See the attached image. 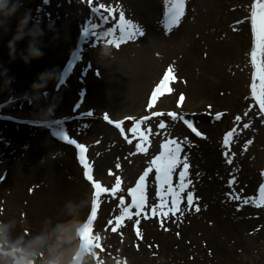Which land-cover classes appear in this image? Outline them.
Returning <instances> with one entry per match:
<instances>
[{
	"label": "rangeland",
	"instance_id": "1",
	"mask_svg": "<svg viewBox=\"0 0 264 264\" xmlns=\"http://www.w3.org/2000/svg\"><path fill=\"white\" fill-rule=\"evenodd\" d=\"M193 1L185 0L184 14L180 22L169 27L165 2L157 0V5L161 6L154 18L164 36L183 30ZM222 1L225 9L220 13L224 12L225 15L221 14L219 19L206 21V26L212 30L207 31L211 38L206 41L207 48L204 47V50L208 55L212 48L215 52H226L229 56L237 57L224 66L226 90L222 99L226 97L231 101V112L223 121L217 119L214 112L217 113L218 108H214V119L211 118V121L217 122L218 129L213 138L210 139L209 134L196 137L190 132L195 140H189L183 138L180 128H184L183 119L187 118L194 123L190 113L200 110L201 106L197 107L193 101H188L185 107H181L182 103L178 99L180 106L177 105L176 109L173 105L170 108L157 109L165 95L157 93L156 89L148 92L147 88L138 109L98 104L88 97L85 100L88 90L86 77L91 74L85 68L86 65L94 64L88 57L91 58L92 50L102 46L93 43L110 44V47L118 49L117 44L121 41L118 27L120 14L123 13L125 20L136 25L137 7L131 5V0H23L17 15L21 17L25 11L31 15V10L36 11L28 27L38 23L44 35L46 33L41 38L46 41L56 30L60 31L56 34H70V44L55 67H52L55 78L49 80L38 92L31 87L34 82L29 80L33 78H28L30 69L22 66L21 73L14 72L10 66L5 67L7 61L0 57V220L14 222L15 226L11 230L13 237L21 232L26 233L29 229L34 234L45 218L53 214L66 218V203L76 200L73 203L77 206L80 204L74 198L75 194L67 202L64 199L71 190L74 193L76 189L83 190L85 203L88 195L91 204L92 196L96 192L95 182L108 190L101 192L98 197L96 214L91 225V235L99 238L94 243L101 264L166 262L162 254L152 249L155 244L148 242V234L157 231L176 238L175 242L178 243L174 242L175 250L180 245L182 234H179L173 219H182L184 216L174 211L170 203L163 208L159 207L161 197L157 192L160 191V185L151 162L160 155L163 150L161 146L169 141L179 143L184 155L187 150H194L195 142L202 140L211 144L216 151L215 162H221L220 166L225 168L218 170L216 167L218 177L220 176L216 180L220 183V193L245 190L248 179L256 177L250 193L252 206L247 205L251 209L242 218L254 222L250 227L259 232L258 241L250 255L236 259L234 263L264 264V204L260 203L258 197L260 186L264 184V112L253 98L251 90L253 73L256 72L251 57L254 39L251 13L256 0ZM58 10H64L65 13L67 10L77 15L72 17L66 13L64 17H60ZM94 38L96 39L93 42ZM110 41L116 42L109 43ZM225 60L228 62L227 57ZM32 63L29 64L35 70ZM259 63L258 51L257 64ZM161 71L163 70L159 68L156 76L158 82ZM9 78L13 79L6 85L5 81ZM70 82H74L71 88ZM256 82L259 88V78ZM70 89L65 114L58 115L59 94ZM154 94L156 100L153 99ZM78 96L80 100L83 97V100L77 104L74 101ZM176 96L174 93L171 99L175 100ZM153 106L156 107V113L161 115H149L148 111L154 110ZM31 110L47 114L49 120L26 119L25 115ZM169 113H176L182 119H172ZM226 113L222 114L225 116ZM161 122L164 123V128L159 127ZM244 124L249 126L245 128ZM195 126L202 133L200 126ZM48 128L55 131V135ZM134 128L137 131H132ZM228 132L233 134L229 138V144L225 145L224 138ZM76 144L85 146L84 159L90 166L92 181L85 175V169L80 162L81 153ZM137 145L145 151H139ZM185 160L188 165H192L190 158L188 160L184 157V163ZM183 164L180 163L179 168ZM150 168L149 177L144 183V197L147 193L148 197L145 198L143 209L137 214V209L133 206L128 209L130 216L121 218L123 206L132 204L129 189L135 188L139 177ZM178 170L174 175L180 178L181 172ZM117 178L120 179V187L113 194L111 190L115 187ZM156 186L158 190L154 188ZM121 199L124 201L123 206ZM180 199L182 198L179 201ZM195 205L194 202L190 205L193 214L196 213ZM89 212L91 206L85 209V216L88 217ZM164 212L168 214L164 215ZM124 241L130 246L124 244ZM181 244L187 246V242L183 241ZM177 250L178 248L175 253ZM203 252L206 253V249ZM187 262L191 263L190 255Z\"/></svg>",
	"mask_w": 264,
	"mask_h": 264
},
{
	"label": "bare ground",
	"instance_id": "2",
	"mask_svg": "<svg viewBox=\"0 0 264 264\" xmlns=\"http://www.w3.org/2000/svg\"><path fill=\"white\" fill-rule=\"evenodd\" d=\"M131 2L132 6L137 7L135 22L142 34H137L131 39L123 38L117 46L118 49L110 47V44L93 43L96 38L92 40L94 45L99 44L102 46L92 50L91 58L88 57L97 68L93 65H86L85 69L91 71V74L87 75L86 73L88 90L86 91L85 100L88 97L89 100H93L98 104L138 109L146 88L148 92L160 88L159 93L165 96L161 98L157 109L170 108L171 105L176 109L178 108L176 100L179 93L182 94L181 98H184L181 107H185L188 101H193L197 107L201 106L200 110L190 113L191 118L195 125L200 126L203 135L207 136L209 134L208 137L213 138L218 129L217 122L211 121L214 119L212 118L214 108H218V112H214L215 115L227 112L225 116L222 114L221 119L224 121L230 115L231 111L229 110L232 106L228 98L222 99L226 90L224 79L226 68L224 66L237 58L236 55L229 56L225 54L226 52H215L212 48L208 55L204 50V47L207 48L206 41L211 38L207 31L212 30V28L206 26V21L219 19L221 14L225 15L224 12L220 13L225 9L224 1L194 0L183 30L169 36H164L155 22L154 17L158 14L157 11H160L161 6L160 4L157 5V0H131ZM34 13L36 11L31 10V18ZM66 13L72 17L77 15L67 10ZM66 13L64 10H60V17H64ZM19 18V15H13L8 21L7 31L0 30V57L6 59L5 67L10 66L14 72L21 73L20 68L22 66L30 69L28 78H33L29 80L35 82L38 74L45 70H53L56 62L62 57L70 44V34L66 36L56 34L60 33L56 30L48 36L47 41L40 37L39 46L43 51V55L29 62L34 63L35 70H33L29 63L25 64L21 59V53L25 51L28 44V37L17 42L14 59L9 54L8 41L16 30L17 25L15 23L18 22ZM102 50H107L108 54L101 55ZM225 57H227L228 62ZM159 68L163 70L160 72V82L156 79ZM169 69L172 70L170 81L167 86L161 87ZM69 86L70 88L74 86V82H70ZM174 93L177 96L175 100H172L171 96ZM70 94L71 89L60 92L57 99L58 115L65 114L64 111ZM78 97L74 102L79 100ZM155 109L156 107L154 110H150V115L156 113ZM25 118L34 121L49 120L47 114L35 110L28 112ZM184 129L185 132L183 133ZM180 131L184 139L195 140L189 133V127L180 128ZM194 147L195 151L187 150L186 154H182L183 158L178 156L179 163L175 169H179V172L185 171L183 167L179 168V164L184 163V157L188 160L190 158L192 162V165L185 172L186 187L182 192L179 189L180 178L173 174L175 169L171 174L173 188L180 193V196L182 195L177 207L173 209L184 216L182 219L178 217L173 219L179 234H182L180 245L175 247L174 250L176 238L157 231L148 234L147 238H150L148 242L155 244L152 249L163 255L166 262L160 264H169L167 262H176L177 264H235L236 259H243L244 256L250 255L252 248L258 241L259 232L250 227V224L252 226L254 222L242 218L251 209L247 205L252 206V195L250 193L256 182V177L248 179L245 190L243 189L237 193L233 191L220 193V183L216 181L220 176L218 177L216 167L218 170L225 168L220 166L221 162H215L217 157L215 149L209 142L202 140L195 142ZM148 177L146 176L145 179H148ZM174 180L175 183L173 184ZM188 193H192L193 202L196 204V208H199V211L196 210L194 214L191 213V206L187 202ZM72 194L73 196L75 194L74 198L80 202L77 207L82 212L85 203L83 199L85 192L76 189L74 193L71 190L64 196L66 202ZM167 196V203L172 204V196ZM236 197H239V199H236ZM246 198L251 199L245 203ZM75 201L73 200V202ZM102 209H105V207H102ZM99 215L102 216L101 213ZM183 241L187 242V246L181 244ZM190 243L191 245H189ZM124 244L130 246L125 241ZM177 248V253H175ZM203 249H206V253L203 252ZM188 255L191 257V263L187 262Z\"/></svg>",
	"mask_w": 264,
	"mask_h": 264
},
{
	"label": "clouds",
	"instance_id": "3",
	"mask_svg": "<svg viewBox=\"0 0 264 264\" xmlns=\"http://www.w3.org/2000/svg\"><path fill=\"white\" fill-rule=\"evenodd\" d=\"M23 0H0V29L7 31L9 19L22 7ZM31 15L25 11L19 18L16 30L8 41L9 54L14 59L16 44L28 37V44L21 59L29 63L32 59L43 55L40 48V37L43 35L38 23L28 27ZM102 50L101 55H107ZM55 78L54 70H45L38 74L31 86L34 90L42 89L47 82ZM13 78L5 81L10 84ZM90 206V197L81 212L76 203L68 201L66 218L53 214L42 222L39 230L33 234L32 229L13 237L11 220H0V264H101L97 256L95 243L82 238L85 224V209Z\"/></svg>",
	"mask_w": 264,
	"mask_h": 264
},
{
	"label": "snow or ice",
	"instance_id": "4",
	"mask_svg": "<svg viewBox=\"0 0 264 264\" xmlns=\"http://www.w3.org/2000/svg\"><path fill=\"white\" fill-rule=\"evenodd\" d=\"M165 6H166V16L169 22V27L175 24H178L180 22V18L184 14V7H185V0H164ZM102 7V6H101ZM251 23H252V32H253V48L251 51V57H252V64L253 67L256 69V72L253 73V82L251 85L252 90V96L259 104V107L262 112H264V0H256V2L253 4L252 7V13H251ZM119 31H120V39L123 40L124 37H127L131 39L137 34H142L140 32V29L137 25H134L132 21L125 20L124 14H120V20H119ZM113 31V30H110ZM116 41H110L109 43H113ZM118 46V45H117ZM259 51L260 54V63L257 64V53ZM171 69L168 70V74L165 75L164 81L165 83L168 81L171 75ZM257 78H259L260 86L257 87ZM163 87V85L161 86ZM157 93L161 91L160 88H157ZM153 99H155V94L153 95ZM154 115H161L159 113H154ZM169 115L172 117V119H182V117H177L176 113H169ZM220 114H217V119H219ZM147 119V118H145ZM239 120L240 117H237ZM184 123L197 135L202 136L203 134L193 126L192 122L185 120ZM119 126V125H117ZM164 123L161 122L159 127L164 128ZM249 125L244 124V127L247 128ZM132 131H137L136 128L132 129ZM235 130H233L234 132ZM233 132H228L225 135L224 138V144H229V138L232 136ZM71 143H75V141H70ZM248 143H251V141H248ZM76 147L80 150L81 156H80V162L83 165L85 169V175L89 181L93 180L92 175L90 174V166L84 159V150L85 146L82 144H76ZM162 151L160 152V155L156 156L154 160H152L151 164L156 169V180L158 184L160 185V191L157 192V195L161 197V205L159 207L163 208L167 204L166 196L171 195L172 196V207L175 209L178 205V201L180 198V193L177 192L171 182V174L176 168V165L179 163L178 156L181 151L180 144L176 141L172 140L169 141L166 144H163ZM137 149L139 151H145L144 148H142L140 145H137ZM231 161L229 160V163ZM119 167V165H117ZM189 165L187 164L186 160L183 164V168L185 171H182L180 173V185L179 189L180 192L183 191V189L186 187L185 184V172L188 169ZM149 171H151V168L144 172L143 175L139 177V180L137 181V184L135 188L129 189V194L132 197V204L123 206L124 201L121 199V205L122 208V215L121 218L125 215L130 216V213L128 212V209L131 207H135L137 209V214L140 213V211L144 207L145 203V197H144V183H145V177L148 176ZM190 183V181H189ZM231 183V181L229 182ZM165 186H167L165 188ZM94 187L96 189V192L93 196L92 201V211L91 215L88 217L87 222L84 224L83 232H82V238L86 239L89 243H93L95 240H98V237H93L91 235V225L93 222V218L96 214L97 209V203H98V197L101 192L108 191L107 189H103L100 184L94 182ZM120 187V179L117 178L115 187L112 188V193L115 194L117 189ZM260 203L264 204V184L260 186ZM236 199H239V197H236ZM251 198H246L245 203L248 202V200ZM187 202L189 205H192L193 203V195L192 193H188ZM257 206H260L259 204ZM197 211H199V208H196ZM155 211V209H154ZM164 215H167V212L163 213ZM120 219V218H118ZM139 223V222H137ZM99 246V245H98Z\"/></svg>",
	"mask_w": 264,
	"mask_h": 264
}]
</instances>
